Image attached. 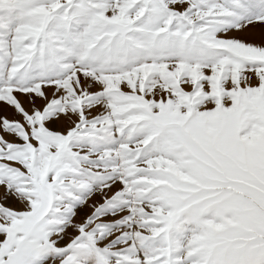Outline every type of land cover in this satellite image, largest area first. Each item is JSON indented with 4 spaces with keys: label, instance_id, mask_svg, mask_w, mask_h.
<instances>
[{
    "label": "snow or ice",
    "instance_id": "6c2138e0",
    "mask_svg": "<svg viewBox=\"0 0 264 264\" xmlns=\"http://www.w3.org/2000/svg\"><path fill=\"white\" fill-rule=\"evenodd\" d=\"M0 264H264V0H0Z\"/></svg>",
    "mask_w": 264,
    "mask_h": 264
}]
</instances>
